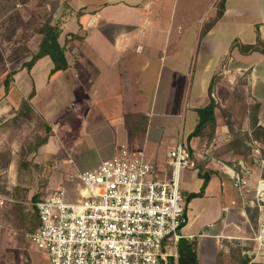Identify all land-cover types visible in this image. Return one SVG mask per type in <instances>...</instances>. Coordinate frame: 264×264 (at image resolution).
Listing matches in <instances>:
<instances>
[{
  "label": "crops",
  "instance_id": "crops-1",
  "mask_svg": "<svg viewBox=\"0 0 264 264\" xmlns=\"http://www.w3.org/2000/svg\"><path fill=\"white\" fill-rule=\"evenodd\" d=\"M54 1L55 21L61 19L59 43L69 67L51 75L54 62L49 55L29 70L22 64L0 96V123L34 93L30 102L54 137L61 128L65 131L59 142L76 157L69 163L88 164L75 166L81 170L111 158L120 145L143 150L148 160L166 170L168 151L179 139H187L193 148L205 139L190 134L198 124L197 109L212 98L218 104L219 133L234 131L224 110L231 113L237 106L247 110L244 119L252 130L257 108V124L264 131V43L262 49H247L257 44L258 33L264 40V0L216 1L212 7V0ZM167 4L170 13L162 21ZM160 90L163 109L157 110ZM173 103L181 107L180 113L167 111ZM179 115L180 126L170 119ZM163 140L165 147L160 146ZM197 153L199 170H184L181 188L183 195L200 191L204 179L199 172L210 176L204 195L188 203L184 228L194 235L188 241L196 245L198 264H264V258L251 262L246 253L258 247L254 238L261 212L248 203L253 191L242 194L233 185L223 168L231 165L205 161L206 155ZM234 158L232 165L241 161L247 166L254 185L256 169L242 155ZM22 233L13 225H0V262L49 264L47 254L28 238L29 243L16 238Z\"/></svg>",
  "mask_w": 264,
  "mask_h": 264
},
{
  "label": "built area",
  "instance_id": "built-area-1",
  "mask_svg": "<svg viewBox=\"0 0 264 264\" xmlns=\"http://www.w3.org/2000/svg\"><path fill=\"white\" fill-rule=\"evenodd\" d=\"M239 165L223 168L242 194L253 191L248 203L261 212L258 247L246 252L255 262L264 258V179L253 185L247 166ZM186 169L199 166L183 139L168 151L164 171L142 150L120 145L111 158L71 176L84 183L83 201L68 202L56 191L35 202L40 226L26 238L47 254L49 264H179L180 241L194 239L184 232ZM6 200L16 201L0 194V204Z\"/></svg>",
  "mask_w": 264,
  "mask_h": 264
},
{
  "label": "rangeland",
  "instance_id": "rangeland-1",
  "mask_svg": "<svg viewBox=\"0 0 264 264\" xmlns=\"http://www.w3.org/2000/svg\"><path fill=\"white\" fill-rule=\"evenodd\" d=\"M209 1L207 0L206 4ZM216 1L220 2V0H212L209 5L211 4L212 7ZM55 7L54 0H0V49L4 58L0 62V96L8 90L7 87L5 88L6 80L9 78L14 80L12 73L20 70L22 64L30 60L32 48H37L39 37L35 35L34 30L43 22L55 21V12L52 11ZM165 7L160 17L162 21L166 20L170 13L167 11L168 4ZM58 19L60 20V18ZM30 52L31 54H29ZM216 88L218 89V87ZM185 94L186 92L182 93V99ZM161 96H163L162 90L156 98L157 110L163 109L160 103ZM224 96L225 98L220 97L222 103L226 102L225 93ZM214 100L216 99L212 98L210 101L214 102ZM175 101L178 102L177 99ZM241 107L230 108L234 124L232 133L225 131L219 133L217 128L209 142L203 139L199 141L196 148L190 146V149L195 156L198 151L206 155L205 161H222L229 165L237 162L234 154H238L239 150L242 156L251 163L250 165L256 169L259 179H264V167H262L264 166L262 163L264 160V135L258 133L256 136L253 133L252 124L245 121L246 112H242ZM180 110L181 107L174 103L170 108H167V111L175 114L180 113ZM180 116L170 119L171 121L176 119L180 126L182 122ZM240 117L243 118L240 119ZM41 119L42 116L35 111L34 115L24 114L12 123L9 122L5 128H3L4 123H0V194L22 202L24 197L30 198L35 193L40 192L45 196L52 192L63 191L64 198L68 202H81L85 192L84 183L76 176L71 179V176L88 167V164L79 165L78 161L69 163V159H76V157L59 142V139L61 140L59 135L64 134L65 131L61 128V132L57 131L58 138L54 137L56 135L54 131L52 129L46 131ZM46 133L49 134L47 144L38 147L40 139ZM166 144L163 140L160 146L165 147ZM85 156L90 157V155ZM75 166H81V169L75 168ZM44 182L46 187H43ZM201 191L202 189L193 193L186 192L184 197L187 207L191 200L204 195V190L198 194ZM17 192L18 196L14 198L12 193L16 194ZM41 194L39 195L41 196ZM12 203V201L6 200L0 204V225L3 227L12 225L10 221ZM24 203L35 206V202L25 201ZM252 213V215L256 214ZM22 234L16 238L29 243L25 236L26 233ZM247 261L249 262L248 258Z\"/></svg>",
  "mask_w": 264,
  "mask_h": 264
},
{
  "label": "trees",
  "instance_id": "trees-1",
  "mask_svg": "<svg viewBox=\"0 0 264 264\" xmlns=\"http://www.w3.org/2000/svg\"><path fill=\"white\" fill-rule=\"evenodd\" d=\"M224 1L225 0H220V3L223 5ZM60 21L61 19L60 20L58 19L53 22H43L39 24L40 26H37V28L34 30L36 33L35 35L39 37V42L38 45L36 46L37 48H32L33 49L32 57L28 62L23 63V67H25L28 70L31 69V67L36 63L38 59L46 55H49L54 62V69L52 70L51 75H53L57 71L65 70L69 67V64L65 56L66 49L64 46H61V44L59 43V38L62 33ZM263 43L264 40L261 38L260 33H258L257 44L252 46L249 45L247 46V49L248 51L262 49L260 45ZM1 51L2 50L0 49V62L4 59L3 53ZM262 51H264V49ZM12 81L13 79L11 78H9V80H6L5 85L7 88H9V85L11 84ZM33 96L34 93L31 95L30 99H23L21 101V104L15 110V115L4 123L3 128H5V126H7L9 122L12 123L18 117L24 114H28V115L35 114V109L33 108V105L30 102ZM217 105H218L217 103L211 102L210 104L197 109L198 124L196 126V129L190 134V137L202 136L208 142L211 140L210 138H213L214 133L216 132L217 129V120L215 116V108L217 107ZM224 117L227 121L228 126L233 130L231 113L224 110ZM252 118L254 125L253 133L256 136H258L257 135L258 133L259 134L262 133L264 135V131L257 124L258 122L257 108H255ZM41 120L44 124V127L46 128V131L52 129L47 121H45L43 118ZM48 138H49V134L46 133L44 137L40 139L38 147L45 144ZM237 153L239 155H242V153L239 150L237 151ZM199 175L204 179L202 191L198 193L201 194L203 190H205V187L209 181L210 176L208 173H202V172H199ZM43 187H46L45 182L43 184ZM15 192L16 190L14 191V193ZM14 193H12V196L15 198V196H18V192L16 194ZM54 193L55 192H52L45 196L42 195L40 192L35 193L30 198L24 197V199H22V202H19L18 199H16L17 202L14 201L10 206L11 207L10 221L12 225L17 230H20L26 234L35 232L40 226L38 210L36 206H30L28 203H24V202L25 201L38 202L48 196L53 195ZM39 194H41V196ZM0 264H7V263L1 261ZM179 264H198L196 245L193 242H189L188 239L185 238L182 239L179 244Z\"/></svg>",
  "mask_w": 264,
  "mask_h": 264
}]
</instances>
